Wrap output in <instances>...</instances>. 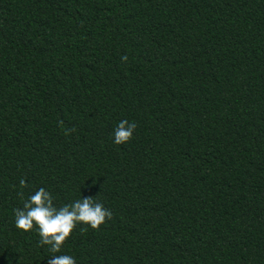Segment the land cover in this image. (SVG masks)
<instances>
[{
	"label": "trees",
	"instance_id": "16d2710c",
	"mask_svg": "<svg viewBox=\"0 0 264 264\" xmlns=\"http://www.w3.org/2000/svg\"><path fill=\"white\" fill-rule=\"evenodd\" d=\"M40 188L113 218L51 253ZM52 255L264 264V0H0V264Z\"/></svg>",
	"mask_w": 264,
	"mask_h": 264
},
{
	"label": "clouds",
	"instance_id": "9594fccd",
	"mask_svg": "<svg viewBox=\"0 0 264 264\" xmlns=\"http://www.w3.org/2000/svg\"><path fill=\"white\" fill-rule=\"evenodd\" d=\"M121 59L127 61L128 57L123 56ZM136 127L134 122H119L114 131V143L121 145L130 142ZM20 185L21 188L27 187L23 179ZM20 195L22 196L23 192ZM14 215L17 229L30 232L35 228L40 237L39 244L49 246L48 251L54 254L61 252L64 243L78 224L83 223L92 229H98L113 218L112 211L93 197L77 199L71 204L57 208L53 196L44 188H40L25 200L22 209H14ZM48 264H76V260L69 255H52Z\"/></svg>",
	"mask_w": 264,
	"mask_h": 264
}]
</instances>
